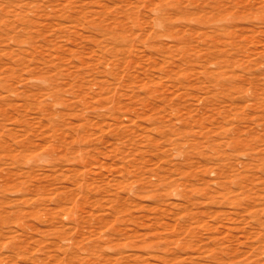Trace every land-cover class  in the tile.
I'll use <instances>...</instances> for the list:
<instances>
[{"label":"rangeland","instance_id":"rangeland-1","mask_svg":"<svg viewBox=\"0 0 264 264\" xmlns=\"http://www.w3.org/2000/svg\"><path fill=\"white\" fill-rule=\"evenodd\" d=\"M0 264H264V0H0Z\"/></svg>","mask_w":264,"mask_h":264}]
</instances>
